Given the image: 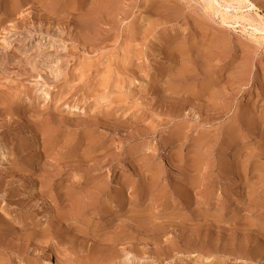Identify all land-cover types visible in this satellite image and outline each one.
I'll list each match as a JSON object with an SVG mask.
<instances>
[{
	"label": "rangeland",
	"instance_id": "rangeland-1",
	"mask_svg": "<svg viewBox=\"0 0 264 264\" xmlns=\"http://www.w3.org/2000/svg\"><path fill=\"white\" fill-rule=\"evenodd\" d=\"M250 1L0 0V264H264Z\"/></svg>",
	"mask_w": 264,
	"mask_h": 264
},
{
	"label": "bare ground",
	"instance_id": "bare-ground-1",
	"mask_svg": "<svg viewBox=\"0 0 264 264\" xmlns=\"http://www.w3.org/2000/svg\"><path fill=\"white\" fill-rule=\"evenodd\" d=\"M206 1H207L206 2V8L210 11H213L214 10V4H213L214 0H206ZM221 1L224 3V7L226 9L227 8H234L236 10H242L244 8H247V7L257 8L250 0H221ZM215 10L218 13L220 20L222 22L229 23V24L238 23L239 27L241 28L240 30L242 32H246L249 36H251L252 38H254L256 40L261 39V41L264 43V17L263 16H261L260 14L255 12V17L252 18L248 12L241 11L238 14L237 13L236 14H229L225 11L220 10V9H215ZM247 27H249V30L251 31V33L248 32ZM255 32H260V33L257 36V34H255ZM37 238H39V237H37ZM44 241H45V239H44ZM39 244H42V243H39Z\"/></svg>",
	"mask_w": 264,
	"mask_h": 264
}]
</instances>
